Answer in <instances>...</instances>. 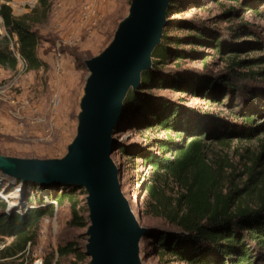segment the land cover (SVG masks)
<instances>
[{
  "label": "trees",
  "instance_id": "trees-1",
  "mask_svg": "<svg viewBox=\"0 0 264 264\" xmlns=\"http://www.w3.org/2000/svg\"><path fill=\"white\" fill-rule=\"evenodd\" d=\"M10 1L0 0V16L7 30V34L0 33V65L15 69L22 59L27 70H38L43 63L37 53L40 37L33 29L35 20L30 14L14 15ZM50 1L41 0L46 10ZM230 1L234 5L225 14L236 15L239 5L243 10H256L264 15V0ZM188 2L197 1H171L169 23L153 52V66L142 73L139 86L130 89L117 126V129L156 127L160 133L137 146L128 142L120 144V150L132 160L142 159L156 177L164 175L167 182H175L183 190L167 195L163 188L155 190L153 184L150 186L155 194V211L167 223L152 229L146 237L150 249L157 251L159 263L155 264H166L165 255L189 264H264V144L248 170V177L240 185L233 181L223 183V166L211 162L206 155L207 141L225 143L232 137L248 138L255 133L254 117L257 113L264 114V89L258 90L247 82H254L264 70L237 71L236 66L256 59L238 60L234 56L230 70L224 74L184 65V59L203 56L195 48L200 43H210L220 54L229 48L248 46L234 40L228 47L229 42L223 40V34L216 27L201 20L171 17ZM184 27L185 35L173 34ZM236 30L238 34L251 31L244 24ZM14 34L18 43L15 50L11 48ZM168 90L222 99L233 111L237 106L245 114V125L226 123L210 111L189 108L180 98L167 94ZM244 95L250 96L253 104L262 101L261 111L239 105L238 100ZM14 188L20 193L19 203L15 205L5 197ZM82 194V188L52 180L14 182L0 171V241L11 239L4 248L5 257L24 255L35 241L40 222L52 216L57 205L68 203L69 223L86 227L88 219ZM76 244L70 241L61 245L60 255L74 253L79 262L83 261L86 254Z\"/></svg>",
  "mask_w": 264,
  "mask_h": 264
},
{
  "label": "rangeland",
  "instance_id": "rangeland-1",
  "mask_svg": "<svg viewBox=\"0 0 264 264\" xmlns=\"http://www.w3.org/2000/svg\"><path fill=\"white\" fill-rule=\"evenodd\" d=\"M196 1L195 4L186 3L182 11L171 17L192 18L204 21L212 28L216 27L223 34V40L229 42L228 47L233 45L230 43L234 40L242 45L248 43V46L229 48L226 53L220 54L210 43H200L195 48L203 56L184 59V65L198 69L205 67L214 74H224L230 70V60L234 56L238 60L256 59L236 66L237 71H263L264 15L256 10H243L239 5L236 6V15L225 14L234 5L230 0ZM9 3L14 15L33 16V29L40 37L37 53L43 65L38 70H27L22 59L15 69L0 65V152L21 157H61L76 134L80 97L88 75L84 61L99 53L110 42L119 21L128 12L130 0H51L47 10L41 0L34 5L29 4L28 0H11ZM241 24L251 31L238 34L236 29ZM186 33L185 27L173 32L174 35ZM251 42L260 44L251 45ZM189 46L193 48L194 45ZM247 83H253L258 90H263L264 72L257 75L254 82ZM166 92L176 99L180 98L189 108L210 111L226 123L245 125V114L240 113L237 106L233 111L222 99L181 95L171 90ZM262 103L258 101L253 104L248 95L238 100L239 105L260 111ZM252 125L256 128L251 137H232L225 143L215 140L206 142L208 159L223 166L225 184L231 181L236 185L242 184L262 150L264 114L257 113ZM158 133L160 130L156 127H119L115 133L119 145L113 152V157L122 167V189L132 208L143 225L155 227L167 226V223L155 211L153 203L156 199L150 186L153 184L155 190L163 188L167 195H175L183 190L175 182H167L164 175L162 178L156 177L142 159H130L120 150V144L128 142L137 146ZM11 180L16 182L15 179ZM17 188L5 196L10 204L19 203ZM5 193L2 192V195ZM83 198L84 194L81 195L82 205ZM70 219V205H57L52 216L42 219L35 241L20 257H5L4 248L11 239L0 241V264H40L36 262L37 258L42 259V264H88L87 255L79 262L74 253L67 256L59 253V247L70 241L76 242L81 249L87 241V226H72ZM141 245L145 254L144 264L159 263L157 251L150 249L146 238L142 239ZM164 258L166 264H189L167 255Z\"/></svg>",
  "mask_w": 264,
  "mask_h": 264
},
{
  "label": "water",
  "instance_id": "water-1",
  "mask_svg": "<svg viewBox=\"0 0 264 264\" xmlns=\"http://www.w3.org/2000/svg\"><path fill=\"white\" fill-rule=\"evenodd\" d=\"M172 0H130L113 38L85 59L76 134L61 157H21L0 152V171L11 179L55 181L82 188L88 225V264H144L143 225L122 189V167L113 157L115 133L130 89L153 66V52L169 23Z\"/></svg>",
  "mask_w": 264,
  "mask_h": 264
},
{
  "label": "built area",
  "instance_id": "built-area-1",
  "mask_svg": "<svg viewBox=\"0 0 264 264\" xmlns=\"http://www.w3.org/2000/svg\"><path fill=\"white\" fill-rule=\"evenodd\" d=\"M37 1L38 0H28V3L34 5V4L37 3ZM0 33L1 34H7V30H6L5 26L2 24V17L1 16H0ZM13 37H14V40L11 43V48L13 50H15L16 46L18 45V43H15V41L17 40L16 34H14ZM36 262H40V264H42V259L41 258H37Z\"/></svg>",
  "mask_w": 264,
  "mask_h": 264
}]
</instances>
